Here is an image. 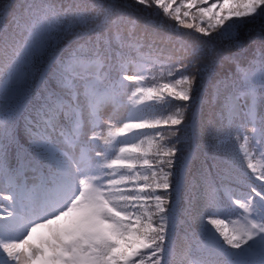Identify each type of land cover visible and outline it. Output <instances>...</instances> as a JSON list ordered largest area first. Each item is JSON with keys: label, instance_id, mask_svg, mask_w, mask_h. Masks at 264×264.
<instances>
[{"label": "snow or ice", "instance_id": "obj_1", "mask_svg": "<svg viewBox=\"0 0 264 264\" xmlns=\"http://www.w3.org/2000/svg\"><path fill=\"white\" fill-rule=\"evenodd\" d=\"M9 16L0 264H264V0H0Z\"/></svg>", "mask_w": 264, "mask_h": 264}, {"label": "trees", "instance_id": "obj_2", "mask_svg": "<svg viewBox=\"0 0 264 264\" xmlns=\"http://www.w3.org/2000/svg\"><path fill=\"white\" fill-rule=\"evenodd\" d=\"M14 4L22 2V0H12ZM0 25L9 26L11 25V16L3 19L0 21ZM161 31H166L165 29H161ZM181 31H184L181 29ZM261 33L258 28L253 29L251 32H246L244 34V46L245 48H249L250 46L254 48L253 41H258L260 39ZM209 48L214 49L215 52L222 53L223 56H232L236 53L235 48H230L227 46V41H213L211 44L208 45ZM231 71H234V66L229 63L228 61H221L220 64L216 66V72L220 75L229 73ZM212 83L214 81H206L205 87L203 89L204 92V98L205 101H207L210 98V94L212 91ZM210 109V105L205 103L204 110L208 112ZM122 115H126V113H123ZM180 147L186 148V144H181ZM186 154V153H185ZM211 161H209L210 163ZM199 167V162H195L192 167V172L195 174L196 169Z\"/></svg>", "mask_w": 264, "mask_h": 264}]
</instances>
